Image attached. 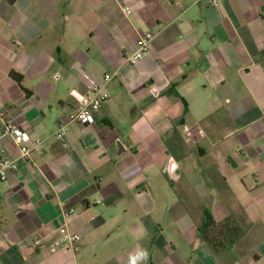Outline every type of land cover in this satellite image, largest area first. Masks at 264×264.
Masks as SVG:
<instances>
[{
  "label": "crops",
  "instance_id": "1",
  "mask_svg": "<svg viewBox=\"0 0 264 264\" xmlns=\"http://www.w3.org/2000/svg\"><path fill=\"white\" fill-rule=\"evenodd\" d=\"M105 74L93 122L56 140ZM2 117L34 148L0 179V264H264V0H0V159L17 158ZM205 210L232 243L197 234ZM62 225L79 240L51 251Z\"/></svg>",
  "mask_w": 264,
  "mask_h": 264
},
{
  "label": "built area",
  "instance_id": "2",
  "mask_svg": "<svg viewBox=\"0 0 264 264\" xmlns=\"http://www.w3.org/2000/svg\"><path fill=\"white\" fill-rule=\"evenodd\" d=\"M224 0H209L212 4L221 3ZM124 13L129 15L131 10L124 8ZM154 34L152 32H145L136 41L135 51L127 56L126 61L129 64H136L142 60L148 53L150 44L153 40ZM112 80L111 74H105L102 81L94 82L90 91L82 95L76 102L75 107L67 115L65 121L59 124L58 130L54 133V137L58 141H63L67 136V126L69 124H90L93 122L94 114L102 107V105L108 100L109 95L105 91L107 84ZM2 124L4 133L9 135L18 149L17 158H10L7 155H3L0 159V179L5 180L8 177L10 171L19 170V161L25 162L34 148L29 141L26 140L22 132H20L18 126L14 124L10 119L2 117ZM192 124L196 125V122L192 120ZM201 133V131H199ZM56 237L49 244L51 251L57 249L74 248L76 242L79 240V235L71 231L67 226L62 225L57 229ZM33 246H42L43 242L40 239H31L28 241Z\"/></svg>",
  "mask_w": 264,
  "mask_h": 264
},
{
  "label": "trees",
  "instance_id": "3",
  "mask_svg": "<svg viewBox=\"0 0 264 264\" xmlns=\"http://www.w3.org/2000/svg\"><path fill=\"white\" fill-rule=\"evenodd\" d=\"M11 77L17 82L20 83L22 81L21 75L12 72ZM183 100V98H182ZM184 102V100H183ZM185 103V102H184ZM228 231L227 232H225ZM227 233L228 242L232 243L235 237L239 235V228L231 222L229 219L224 221L221 224H217L211 213L208 210H205L203 212V220L202 224L197 229V234L204 239L206 242H208L210 245H212L216 250L224 247L225 243H222L219 239V235L221 233Z\"/></svg>",
  "mask_w": 264,
  "mask_h": 264
},
{
  "label": "clouds",
  "instance_id": "4",
  "mask_svg": "<svg viewBox=\"0 0 264 264\" xmlns=\"http://www.w3.org/2000/svg\"><path fill=\"white\" fill-rule=\"evenodd\" d=\"M136 259H142V260H144V261H147V259H148V251H147V249L142 250V251L138 254V256L135 257V258L133 259L132 264H135V260H136Z\"/></svg>",
  "mask_w": 264,
  "mask_h": 264
}]
</instances>
